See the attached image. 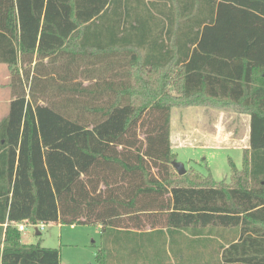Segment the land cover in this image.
I'll return each instance as SVG.
<instances>
[{
    "label": "trees",
    "instance_id": "obj_1",
    "mask_svg": "<svg viewBox=\"0 0 264 264\" xmlns=\"http://www.w3.org/2000/svg\"><path fill=\"white\" fill-rule=\"evenodd\" d=\"M0 65V264H62L22 223L100 226L95 264H264V0H0ZM189 106L250 115L229 185L174 168Z\"/></svg>",
    "mask_w": 264,
    "mask_h": 264
},
{
    "label": "rangeland",
    "instance_id": "obj_2",
    "mask_svg": "<svg viewBox=\"0 0 264 264\" xmlns=\"http://www.w3.org/2000/svg\"><path fill=\"white\" fill-rule=\"evenodd\" d=\"M10 70L6 65H0V121L9 111L13 98L9 87ZM207 107V106H204ZM199 107H179L172 110L171 137L172 148L178 154V161L185 165L186 170L191 168L203 173L211 174L217 184L231 183V166L233 161L238 169L243 164V148L248 146V131L241 128L246 117L231 114L215 117L208 109L207 114L199 115ZM240 121H237V120ZM237 122V123H236ZM223 123V133L229 132L223 141L215 138L213 127ZM191 134L192 140L188 141ZM228 138V139H227ZM243 139V140H242ZM201 143L194 144L195 141ZM219 143H223L220 148ZM221 186V185H217ZM28 227L22 231V241L25 244H40L46 248L60 250L62 264H95L97 252L102 247L103 238L101 227L98 225H58L51 224L44 230Z\"/></svg>",
    "mask_w": 264,
    "mask_h": 264
},
{
    "label": "crops",
    "instance_id": "obj_3",
    "mask_svg": "<svg viewBox=\"0 0 264 264\" xmlns=\"http://www.w3.org/2000/svg\"><path fill=\"white\" fill-rule=\"evenodd\" d=\"M189 107H193V106H189ZM198 107H199V110H200L199 111V115L203 114L204 116L207 114V111L209 109V111L211 113H213V116H214L213 120L214 121H216L215 117H217V116H219V117L222 116L223 117V115H228V114H231V115H234V116L246 117L247 119L244 120V125H242L241 128H245V130L248 131V136H247V141L248 142L247 143H248V146H249V139H250V115L249 114L239 112L234 106H228V107H224V108H214V107H204V106H198ZM237 121H240V120L238 119ZM223 128H224L223 123L215 124L214 127H213V130L216 133L215 134V136H216L215 139L218 142L223 141V139H225V136H228V134H229V132L223 133L224 132ZM191 140H192V136H191V134H189L188 135V141L191 142ZM197 142L201 143V142H199L197 140L194 143H192L191 146H193L194 144H197ZM171 143H172V137H171ZM172 145H173V143H172ZM220 145L222 146L223 143H219V146H217L216 148H220L221 147ZM247 147H244V148H247ZM58 225H61V224H58ZM36 233H37V236L41 235L39 230H36Z\"/></svg>",
    "mask_w": 264,
    "mask_h": 264
},
{
    "label": "built area",
    "instance_id": "obj_4",
    "mask_svg": "<svg viewBox=\"0 0 264 264\" xmlns=\"http://www.w3.org/2000/svg\"><path fill=\"white\" fill-rule=\"evenodd\" d=\"M46 226L47 225H45V224L30 225V224H27V223H22V224L18 225V228L22 232V231H25L28 227H32V228H34L36 230H44L46 228Z\"/></svg>",
    "mask_w": 264,
    "mask_h": 264
},
{
    "label": "water",
    "instance_id": "obj_5",
    "mask_svg": "<svg viewBox=\"0 0 264 264\" xmlns=\"http://www.w3.org/2000/svg\"><path fill=\"white\" fill-rule=\"evenodd\" d=\"M174 168L177 170V172L181 176H183V175H185L187 173V170H186L185 165L183 163L175 162L174 163Z\"/></svg>",
    "mask_w": 264,
    "mask_h": 264
}]
</instances>
